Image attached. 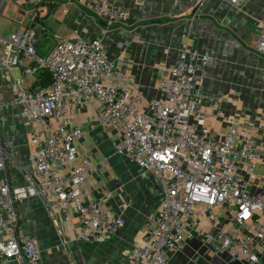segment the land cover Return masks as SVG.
I'll return each mask as SVG.
<instances>
[{"label": "built area", "instance_id": "2783aa9c", "mask_svg": "<svg viewBox=\"0 0 264 264\" xmlns=\"http://www.w3.org/2000/svg\"><path fill=\"white\" fill-rule=\"evenodd\" d=\"M6 1L0 0V13ZM14 1L37 7L60 0ZM73 1L108 25L128 17L112 0ZM213 1L240 9L248 0ZM40 25L32 21L0 38V82L14 88L12 107L30 127L33 146L32 171L23 175L21 185L12 186L4 175L8 154L0 130V264H40L38 240L19 228L16 209L34 198L62 225L64 246L74 223L82 242L110 240L125 227L110 196H96L89 187L94 166L78 151L84 133L74 116L92 103L98 124L114 133L115 154L150 173L161 189L141 241L122 264H169L168 254L190 239L216 254L258 264L256 247L264 250V190L250 191L256 171L264 168V148L248 120L221 138L211 135L212 120H227L221 101L196 93L200 73L212 59L183 49L173 66L158 72L164 97L142 105L115 63L106 59L100 40H86L74 29L53 34V44L37 52V30H46ZM256 49L264 54V32ZM43 75L48 76L45 86L37 84Z\"/></svg>", "mask_w": 264, "mask_h": 264}, {"label": "crops", "instance_id": "0c3cea01", "mask_svg": "<svg viewBox=\"0 0 264 264\" xmlns=\"http://www.w3.org/2000/svg\"><path fill=\"white\" fill-rule=\"evenodd\" d=\"M112 1L128 13L126 20L112 25L97 20L73 0L44 5L49 13L57 11L54 25L61 24L58 29L67 34L78 29L82 38L101 41L106 59L115 63L142 105L164 97L158 72L173 66L180 51L208 55L212 64L201 71L196 93L205 100L221 101L227 119L222 124L212 120L211 135L221 138L228 128H241L252 122L259 145L264 148V54L256 49L258 36L264 32V0H248L240 9L213 0ZM15 72L11 73L16 75ZM13 93L12 86L0 82V130L8 154L4 175L12 186H18L23 183V175L32 171L29 158L33 146L30 127L12 107ZM96 106L92 103L74 116L84 135L88 128L102 127L96 120ZM102 128L111 132V137L109 134L105 139L115 138L111 128ZM84 140L77 146L79 154L91 148ZM127 165L132 171L124 174L127 184L119 189L123 196L116 198L110 191L105 194L110 196V206L125 219V227L110 240L82 242L76 238L78 227L74 223L66 240L76 264H122L130 248L141 241L144 221L162 199L161 189L150 173L129 160ZM263 175L261 166L253 178L252 195L263 192ZM16 209L19 228L37 238L40 264H45L44 245L49 246L62 236V225L47 216L45 206L37 198L17 204ZM256 250L258 264H264V250ZM168 257L169 264H245L230 254L214 253L197 239L187 240L180 251Z\"/></svg>", "mask_w": 264, "mask_h": 264}, {"label": "rangeland", "instance_id": "374dc122", "mask_svg": "<svg viewBox=\"0 0 264 264\" xmlns=\"http://www.w3.org/2000/svg\"><path fill=\"white\" fill-rule=\"evenodd\" d=\"M40 8L42 10H39ZM55 11L53 10L49 13V8L46 5L27 7L14 0H7L0 13V38L7 39L10 33L19 26L28 25L29 20L41 22L40 26L46 29L45 31H41L39 26L40 29L37 30L36 38L39 46L36 49L37 52H41L42 47V49H46L53 44V34L58 32L60 36L67 34L65 30L58 29V26H61V24L54 25L56 24L54 13H57ZM57 19L59 21L62 20V16L57 17ZM15 74L19 75L17 71ZM86 131L83 139H85L84 141H88L86 144L91 148H85L80 155L82 158L89 160L94 166L93 172L89 175L87 181L89 187L96 196L105 195L110 191L112 194H115L116 198L122 197V192L120 193L119 189H122L121 187L124 188L127 184L124 174L131 173L132 171V169H129L130 165H127L128 160L115 154L112 147L113 138L109 140L105 139L109 134L111 137L109 130L107 131L102 127L95 126L88 128ZM43 255L44 260H46L45 264H76L69 249V244L64 246L60 236L59 238L57 236V240L49 246L44 245Z\"/></svg>", "mask_w": 264, "mask_h": 264}, {"label": "trees", "instance_id": "16d2710c", "mask_svg": "<svg viewBox=\"0 0 264 264\" xmlns=\"http://www.w3.org/2000/svg\"><path fill=\"white\" fill-rule=\"evenodd\" d=\"M37 84H41V85H47L48 84V76L47 75H43V77L41 78V80L39 82H37ZM36 83L34 85H37Z\"/></svg>", "mask_w": 264, "mask_h": 264}]
</instances>
